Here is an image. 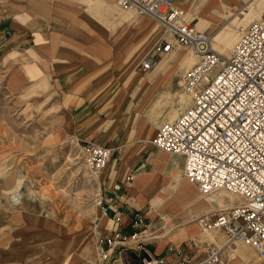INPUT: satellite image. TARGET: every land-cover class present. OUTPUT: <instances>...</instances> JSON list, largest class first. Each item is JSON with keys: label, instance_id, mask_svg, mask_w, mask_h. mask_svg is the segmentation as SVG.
<instances>
[{"label": "crops", "instance_id": "0c3cea01", "mask_svg": "<svg viewBox=\"0 0 264 264\" xmlns=\"http://www.w3.org/2000/svg\"><path fill=\"white\" fill-rule=\"evenodd\" d=\"M111 1L0 0V66L9 89L17 92L46 82L59 99L62 132L80 145L96 140L113 149L99 176L102 194L112 201L97 221L98 251L85 262L77 256L71 263L73 251H61L53 241L44 250L51 262L59 255L64 264H99L101 253L109 248L101 240L120 231L132 243L138 233L145 250L168 264L185 258L201 264L208 248L223 245L228 237L221 228L203 227L198 217L237 205L241 199L229 204L226 198L223 206L213 195L203 199L197 184L184 174V157L154 145L158 129L169 121L160 126L147 121L135 88L158 84L157 93L168 98L180 88L188 100L182 86L186 72L163 74L162 70L151 81L138 76L133 69L137 63L130 60L150 45L156 20ZM174 1L197 20L199 28L231 46L229 34L218 28L252 0ZM33 67L39 70L36 77L31 76ZM240 246L248 245H238L237 258L226 264H256L252 253ZM128 249L139 251L137 245L114 249L105 264H127Z\"/></svg>", "mask_w": 264, "mask_h": 264}, {"label": "built area", "instance_id": "2783aa9c", "mask_svg": "<svg viewBox=\"0 0 264 264\" xmlns=\"http://www.w3.org/2000/svg\"><path fill=\"white\" fill-rule=\"evenodd\" d=\"M114 1L152 17L175 36V40L166 36L159 40L155 51L140 61L141 72L155 69L177 44L191 47L201 57L182 81L191 103L175 121L161 125L153 140L158 149L184 157V174L202 194L224 190L241 199L237 205L198 217L203 227L221 228L228 237L223 245L209 247L201 264L233 261L238 256L236 248L242 244L250 246L264 262V0L260 17L241 35L232 55L221 66L217 64L221 56L212 49V35L184 19L185 10L174 0ZM203 70H208L210 79L206 80ZM81 151L92 175L100 176L113 149L88 140L81 144ZM111 201L100 191L97 203L103 213ZM132 237L137 239L134 243L116 231L101 240L109 248L101 253L99 264H105L117 248L137 245L139 251L145 250L139 234ZM225 249H229L226 256ZM142 264L168 263L148 253ZM178 264L194 263L185 258Z\"/></svg>", "mask_w": 264, "mask_h": 264}, {"label": "rangeland", "instance_id": "374dc122", "mask_svg": "<svg viewBox=\"0 0 264 264\" xmlns=\"http://www.w3.org/2000/svg\"><path fill=\"white\" fill-rule=\"evenodd\" d=\"M249 3L218 28L224 29L231 22L236 33L227 36L229 42L236 39V44L260 17V9L259 15H246ZM235 16L241 19L234 23L231 20ZM184 19L193 21L199 30L205 31L197 26V20L187 11H184ZM155 23V35L150 45L136 54V60H130L136 61L133 69L141 77L148 73L140 72L138 63L147 53L155 51L154 44L163 36L175 40L166 27ZM176 52L171 58L172 66L163 70V74L178 70L186 72L201 59L198 57L196 63H184L186 56L196 55L189 46L177 44ZM223 54L227 55V51ZM223 58L221 60H226ZM30 72L32 77L39 74L37 67ZM5 74L0 66V264H60L51 262L50 253L44 250V247H51L52 241L61 251L73 249L71 263L77 256L85 262L99 243L97 221L101 207L97 202L101 191L100 177L92 175L78 140L62 132L59 99L50 85L36 83L15 92L9 89ZM214 74L213 70L211 76ZM157 85L136 87L134 95L142 102L147 121L160 126L170 122L174 110L176 115L172 121H175L191 99L184 100L180 88V92L171 94L170 98L161 97ZM16 187L18 192H15ZM229 193L223 191L225 195ZM16 194L22 197L23 204L15 201ZM240 248L249 250L256 264H264L250 247ZM126 262L134 263L130 249L126 250Z\"/></svg>", "mask_w": 264, "mask_h": 264}, {"label": "bare ground", "instance_id": "6f19581e", "mask_svg": "<svg viewBox=\"0 0 264 264\" xmlns=\"http://www.w3.org/2000/svg\"><path fill=\"white\" fill-rule=\"evenodd\" d=\"M263 4V0H252L250 3H249V5H248V7L246 8V10H245V13H246V15L247 16H249L250 14H254L255 16L258 14L259 15V9H260V7H261V5ZM259 17V16H258ZM253 18H255V17H253ZM239 19H241V18H239ZM224 33H227V34H229L228 36H230L231 34H233V33H236L235 31H236V29H234L233 27H231V25L228 23V24H226L225 26H224ZM235 40L236 39H234L233 40V42H232V45L231 46H228V45H225V44H222V43H219V42H217L216 41V39H214V38H212V49L214 50V51H216V53H217V55H219V56H221V57H224L223 59H228V58H230V56L232 55V52H233V50H234V48H235V46H236V44H235ZM224 51H227V55H224L223 54V52ZM176 49L175 50H173V52H171V53H169L168 55H165L164 57L165 58H162L161 60H160V63L158 64V66L155 68V69H153L151 72H149L148 74H147V78H146V80L147 81H151V80H153L154 79V77H155V74L156 73H158L159 71H162V70H164V69H166V68H168V67H170V66H172V61H171V58L173 57V56H176ZM167 56V57H166ZM198 55L196 54H189L188 56H186V58L183 60L184 61V63L185 62H194L195 61V63H196V61H199L198 60ZM222 62H224V60H218V63L217 64H219V66H221V63ZM206 71H208V70H206ZM206 71H204L203 70V72H204V74H206L207 72ZM152 74V75H151ZM175 74V73H174ZM149 75H151V76H149ZM205 77H206V80L207 79H210V76L208 75V73L205 75ZM168 82V81H167ZM187 97H188V100H190L191 99V97H190V95H187ZM160 99V98H159ZM187 98H186V96H184V100H186ZM158 100V99H157ZM160 102V101H159ZM158 103V102H157ZM184 103H185V101H184ZM158 104H160V103H158ZM174 112V113H173ZM176 113V111L174 110V111H172V114H171V118H170V122H172V120H173V118H174V116L176 115L175 114ZM16 191L15 192H18V189H17V187H16V189H15ZM223 191L224 190H221V191H218L216 194H213V199H216L217 201H219L220 202V204L223 206L224 205V203L226 202V198L227 199H229V204H233V202L237 199V198H240L238 195H236V194H233V193H229L228 195H225V194H223ZM199 192H200V190H199ZM200 195H201V197L203 198V199H206L207 201H208V199L210 198L209 196H206V195H204V194H202V192H200ZM14 199H15V201L17 202V203H19V204H23L22 202V197L19 195V194H16L15 196H14ZM186 200L184 199V201L183 202H185ZM225 208V207H224ZM253 250V249H252ZM73 251V249H70V250H68V252H72ZM254 251V250H253ZM54 261L57 263H59L60 262V264H64V261H63V257H59V255H54ZM66 264V263H65Z\"/></svg>", "mask_w": 264, "mask_h": 264}, {"label": "trees", "instance_id": "16d2710c", "mask_svg": "<svg viewBox=\"0 0 264 264\" xmlns=\"http://www.w3.org/2000/svg\"><path fill=\"white\" fill-rule=\"evenodd\" d=\"M132 250V257L134 259L133 264H142V259L146 256H148V252L146 250L136 251L134 249Z\"/></svg>", "mask_w": 264, "mask_h": 264}]
</instances>
